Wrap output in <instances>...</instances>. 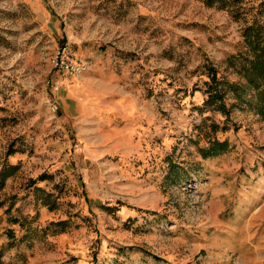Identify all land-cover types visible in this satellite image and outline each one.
Returning <instances> with one entry per match:
<instances>
[{
    "label": "rangeland",
    "instance_id": "obj_1",
    "mask_svg": "<svg viewBox=\"0 0 264 264\" xmlns=\"http://www.w3.org/2000/svg\"><path fill=\"white\" fill-rule=\"evenodd\" d=\"M254 24L264 0H0V264H264L262 221L214 240L255 212L210 219L218 179L229 202L264 179V117L230 88Z\"/></svg>",
    "mask_w": 264,
    "mask_h": 264
},
{
    "label": "trees",
    "instance_id": "obj_2",
    "mask_svg": "<svg viewBox=\"0 0 264 264\" xmlns=\"http://www.w3.org/2000/svg\"><path fill=\"white\" fill-rule=\"evenodd\" d=\"M223 0H205L208 6H213L215 3ZM245 41L250 48V52L253 59L250 58L244 60L240 68V73L246 80L245 85L238 83L230 84L231 91L236 93V95L245 101H248L251 107H254L258 115L264 117V26L259 24H254L248 26L244 29ZM212 69V68H211ZM213 82L216 83V88L209 91L208 104H214L217 100L222 99V91L217 87V74L214 69L210 74ZM245 90H252L253 94L247 100L243 98V93ZM226 146L225 143L214 142V144L208 148L202 150V155L204 157H210L218 154L219 152L225 150L223 147ZM16 167L6 166L0 171V187L4 185L5 180L10 176V172L14 171Z\"/></svg>",
    "mask_w": 264,
    "mask_h": 264
},
{
    "label": "crops",
    "instance_id": "obj_3",
    "mask_svg": "<svg viewBox=\"0 0 264 264\" xmlns=\"http://www.w3.org/2000/svg\"><path fill=\"white\" fill-rule=\"evenodd\" d=\"M261 174L262 175L264 174V169L261 170ZM248 183L251 185V187L244 189L241 194L235 196L234 201L232 198L230 200V202H229L228 198H229L230 193L232 191L231 187L229 185H224L222 180H219V179H218V182L215 184V186L213 184L212 196H211L212 201L210 203L211 223H215L218 220L219 213L223 210H226L228 205L233 210V212L231 211L232 214L236 213L238 215L239 214L248 215V212H250V211L252 213L255 212L254 216L252 217V220L245 221L244 218L239 217V218H236V221L233 220V221L229 222V224H235V223L242 224L241 225L242 230L245 231L244 235L240 234L241 232H239V231L238 232L232 231L231 233H227L221 239H214V240H225V239L230 238V237H232V239L235 240V238H237L238 236H241L243 238L245 237L246 242L250 243V240H253L254 237L258 239V235L254 236V235H252V233H250L248 231H249V229H253L254 221L255 222L262 221V223H264V179H262V180L259 179L257 182V185L254 183H250L249 181L247 182V185H248ZM237 198H238V201L236 202L235 200ZM227 200H228L229 204H228ZM226 204H227V206H226ZM256 211H257V213H256ZM244 227L247 229H243ZM234 240H232V241L235 242ZM241 241H243V240L238 241V243L236 242V244H239ZM255 242H256V240L254 239L253 243H255ZM254 246H255V244H254ZM229 251H233V250L229 249ZM233 252H240L241 253V255L243 257L242 258V264L245 263L244 262L245 260H248V259H246L245 256H243V251L236 250ZM255 259H256V257H255ZM255 259L252 260V258H251V264L255 261Z\"/></svg>",
    "mask_w": 264,
    "mask_h": 264
},
{
    "label": "built area",
    "instance_id": "obj_4",
    "mask_svg": "<svg viewBox=\"0 0 264 264\" xmlns=\"http://www.w3.org/2000/svg\"><path fill=\"white\" fill-rule=\"evenodd\" d=\"M55 66L68 73L79 74L83 68L77 62L71 60V53L67 49L61 50L55 58Z\"/></svg>",
    "mask_w": 264,
    "mask_h": 264
},
{
    "label": "bare ground",
    "instance_id": "obj_5",
    "mask_svg": "<svg viewBox=\"0 0 264 264\" xmlns=\"http://www.w3.org/2000/svg\"><path fill=\"white\" fill-rule=\"evenodd\" d=\"M84 75V73L83 74H78L77 76H75V78H81L82 76Z\"/></svg>",
    "mask_w": 264,
    "mask_h": 264
}]
</instances>
